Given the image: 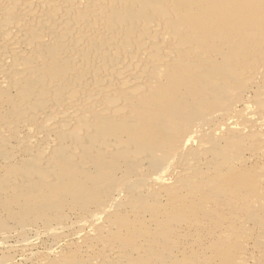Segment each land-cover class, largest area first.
I'll use <instances>...</instances> for the list:
<instances>
[{
    "label": "bare ground",
    "instance_id": "6f19581e",
    "mask_svg": "<svg viewBox=\"0 0 264 264\" xmlns=\"http://www.w3.org/2000/svg\"><path fill=\"white\" fill-rule=\"evenodd\" d=\"M10 231L59 247L32 264H264V0H0Z\"/></svg>",
    "mask_w": 264,
    "mask_h": 264
},
{
    "label": "rangeland",
    "instance_id": "374dc122",
    "mask_svg": "<svg viewBox=\"0 0 264 264\" xmlns=\"http://www.w3.org/2000/svg\"><path fill=\"white\" fill-rule=\"evenodd\" d=\"M10 232H9L8 236H6V235L3 236L2 234H0V257L3 256V254H6V253L11 254V257H12V263L11 264H32L33 263V259L38 256L37 255L38 252L41 255L42 253L47 251L46 248L49 249V247H50L51 250H56V251L59 250V247H56L55 245L53 246L51 244H48V243H50L49 242L50 240H49V238H47L48 236L46 234H42L41 237L38 238V237H35L33 235V233H28L27 234V238L29 239V241L31 239L30 247H33V248H30L28 246V247H26V249L24 248V249L21 250L22 245L20 243L19 238L17 237V235L15 234L14 231H10ZM14 236H15V238L17 237L16 239H18V240H14L15 239ZM31 236H33V237H31ZM2 237H5L6 240L4 238H2ZM33 238H35V239H33ZM40 239H42V240H40ZM32 241H35V243H33ZM33 244L34 245L36 244V246H34ZM43 244H44L45 247L42 246ZM44 248L46 250L43 251ZM20 250H21V253H20ZM22 252H24L25 254L22 253Z\"/></svg>",
    "mask_w": 264,
    "mask_h": 264
}]
</instances>
